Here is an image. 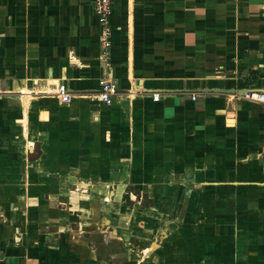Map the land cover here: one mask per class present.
I'll use <instances>...</instances> for the list:
<instances>
[{
  "label": "crops",
  "instance_id": "crops-1",
  "mask_svg": "<svg viewBox=\"0 0 264 264\" xmlns=\"http://www.w3.org/2000/svg\"><path fill=\"white\" fill-rule=\"evenodd\" d=\"M252 92L264 0H0V264H264Z\"/></svg>",
  "mask_w": 264,
  "mask_h": 264
},
{
  "label": "built area",
  "instance_id": "built-area-1",
  "mask_svg": "<svg viewBox=\"0 0 264 264\" xmlns=\"http://www.w3.org/2000/svg\"><path fill=\"white\" fill-rule=\"evenodd\" d=\"M95 13L100 21V23L108 30L109 19L112 15V1L113 0H92ZM106 34L104 38L106 39ZM108 44L105 43V46ZM118 94V88L112 80H106L102 83L101 90L99 93L100 100L110 104L113 98ZM57 96L59 100L63 103L70 102L71 94L68 91L66 85L61 84L57 91ZM160 98L159 94L153 95V100L158 101ZM246 98L249 100L257 101L264 104V94L263 93H248ZM196 96H193V100Z\"/></svg>",
  "mask_w": 264,
  "mask_h": 264
}]
</instances>
